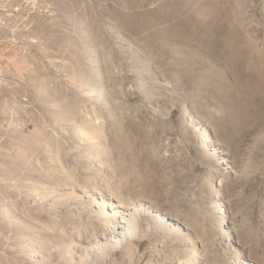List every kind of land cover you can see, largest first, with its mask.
Wrapping results in <instances>:
<instances>
[{"label":"rangeland","instance_id":"1","mask_svg":"<svg viewBox=\"0 0 264 264\" xmlns=\"http://www.w3.org/2000/svg\"><path fill=\"white\" fill-rule=\"evenodd\" d=\"M253 110L264 0H0V264H264Z\"/></svg>","mask_w":264,"mask_h":264},{"label":"bare ground","instance_id":"2","mask_svg":"<svg viewBox=\"0 0 264 264\" xmlns=\"http://www.w3.org/2000/svg\"><path fill=\"white\" fill-rule=\"evenodd\" d=\"M253 112H254V115L252 117L253 120H255L257 117H259V118L264 117V110H253ZM263 143H264V137L262 139V144ZM121 218H122V222H121L122 224L121 225L119 223H115L116 224L115 227H118L117 230L121 231V233L118 236V238H116L114 240L111 239L112 241L110 243H122L124 240H126L128 237H130V235H133L135 232V229L133 228L134 225H132V222H135V220L133 218H131V216L129 218H127L125 216H123ZM115 237H112V238H115Z\"/></svg>","mask_w":264,"mask_h":264}]
</instances>
